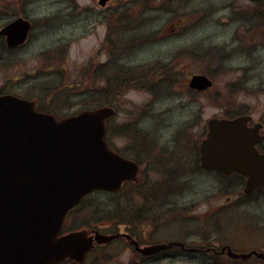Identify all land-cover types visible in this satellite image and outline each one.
<instances>
[{
	"label": "rangeland",
	"instance_id": "obj_1",
	"mask_svg": "<svg viewBox=\"0 0 264 264\" xmlns=\"http://www.w3.org/2000/svg\"><path fill=\"white\" fill-rule=\"evenodd\" d=\"M0 11L6 13L0 26L21 16L33 24L28 43L14 55V66L0 68V86L6 85L7 78H16L14 88L8 83L10 91L28 97L58 119L85 110L81 98L87 95L83 92L104 88V80L112 78V73L133 76L132 84L121 87L118 95L107 101L116 109L107 141L122 154L133 152V148L127 151V146L129 135L134 141L137 129L151 134L155 145L169 146L185 144L184 129L191 131L196 124L192 131L197 141L208 119L227 114H246L264 123V0H112L104 9L97 0H0ZM121 15L127 18V26L139 27L118 30L113 41L107 42L109 27L117 26ZM178 20L182 21L179 25ZM141 34L143 44L137 40L131 46L128 40L134 36L141 39ZM150 36L156 37L151 40ZM97 69L106 72L104 79L92 76ZM190 73L210 78L212 88L201 94L188 92ZM124 126L127 135L119 136L117 130ZM193 143L194 137L189 144ZM210 175L201 176L205 178L172 199L167 209L162 208L176 210L169 211L173 216L160 217L158 229L153 219L157 204L152 201L150 210L141 195L135 197L137 212L143 208L140 220L132 235L124 227L118 232L130 233L141 246L174 240L196 246L202 235L210 243L217 239L218 247L228 244L236 253L263 251L264 194L246 200L240 197L242 184L225 190ZM227 182L236 181H224L225 185ZM94 197L97 199L89 200H105L108 205L107 195ZM216 219L221 232H217ZM80 223L81 219L72 215L65 226L85 229ZM206 227L212 228L205 231ZM188 230L193 234L185 232ZM104 231L99 232L108 233ZM192 256L169 259L163 254L143 259L126 239L118 238L97 245L85 264H209ZM225 263L264 264V260Z\"/></svg>",
	"mask_w": 264,
	"mask_h": 264
},
{
	"label": "water",
	"instance_id": "obj_2",
	"mask_svg": "<svg viewBox=\"0 0 264 264\" xmlns=\"http://www.w3.org/2000/svg\"><path fill=\"white\" fill-rule=\"evenodd\" d=\"M109 0H99L105 6ZM256 1V0H250ZM29 22L12 21L0 31L9 48L23 44ZM189 88L212 86L203 75H193ZM111 107L84 110L60 121L34 110L32 102L0 96V264L82 263L95 245L125 238L134 251L151 256L177 243L140 247L128 234H102L76 230L60 235L66 214L88 193L117 192L124 181L136 178L138 166L110 150L104 140ZM248 115L233 120L212 119L200 146L201 163L229 174L246 177L243 192L264 184V154L255 145L261 140L259 125L248 127ZM243 260L263 253L221 252Z\"/></svg>",
	"mask_w": 264,
	"mask_h": 264
},
{
	"label": "flooded vegetation",
	"instance_id": "obj_3",
	"mask_svg": "<svg viewBox=\"0 0 264 264\" xmlns=\"http://www.w3.org/2000/svg\"><path fill=\"white\" fill-rule=\"evenodd\" d=\"M98 1L99 0H97V5H99ZM111 1L112 0H109L106 3V5L103 7L100 5L99 6L101 7V9H104L107 7V4H109ZM5 14L6 13L0 11V21L3 20V18H6L3 16ZM16 18L18 19L19 17H16ZM21 18L28 21L30 25L27 39L23 44L17 47H14V48H9L6 43V37L4 35H0V46H2V48L0 49V68L5 67V66L13 67L15 64L14 55L16 51L24 48L29 41V38L31 36V31L33 28V24L30 20L22 16ZM14 20L15 18L8 19L7 21L1 22L2 25L0 26V31ZM116 20L119 21L120 23L117 26L109 27V31H107L106 33L107 42L113 41V39L111 38L113 35L116 34L118 30L127 31V30H130L131 28L137 29L140 25V24H136L135 27L127 26L125 24V22L127 21V18H125L124 15H121L120 18ZM180 22L182 21L178 20V25L180 24ZM188 29H190V27H188ZM140 36H141V39H139V36H134L128 40L130 41L131 46H133L134 41H137V40H142V44H143V35L141 34ZM150 37H151V40H154L156 36H153V37L150 36ZM104 44L105 46L107 45V43L105 42ZM127 47L128 45L125 46V49ZM111 71H112V65H111ZM193 75L194 74L190 73L189 78L186 81L187 90L188 92L192 94L194 93L192 90L189 89L188 84ZM5 82H6L5 86H0V96L11 95V96H15L21 99H26V100L31 101L30 99H28V97L17 94L14 91L12 92L7 88L8 83H10V85H12L13 88L15 87L16 78L14 79L7 78ZM34 106L37 107L35 103H34ZM229 119H232V118H229ZM207 122L204 127L203 134H201L202 136L197 141L195 139L196 133L192 131V129L196 128V125H197L196 124V125H193V127L191 128V131H189L190 130L189 127H186L184 129V141L186 142L185 144L169 145V146L155 145L156 143H153L150 141V138L152 137L151 134H147V131L142 130L141 132L139 129H137L138 145L135 147V146L130 145L129 143L127 146V151L131 148H136V157H134L133 155L131 156L130 154H126V152L125 154H122L121 153L122 151L120 152L112 147L114 151H117V153H120V155L125 158L131 159V160L135 158L136 161L135 160L134 161L138 165L137 180L140 181L139 184H140L141 196L146 197V198L152 197V201L155 204H157V208L155 210H157L158 213L153 215L154 227L156 229L160 228L159 226L161 224L160 217L169 213V211L171 210H176V209H171V210L163 211L162 208L167 209V206L170 203L174 202L172 201V199H174L181 193L183 195L184 191H187L189 187L193 184V182L195 184L199 183V181H196V180L205 178L201 176H207L208 174H211L210 176L213 178V180L215 182L217 181L220 182L219 184L221 188L225 190L228 187L231 188V190H235L238 188V186H240V184H242V187L244 188L245 177L242 176L241 174L231 173L229 175H225L223 172L217 171L213 168L206 167L201 163L200 143L207 135ZM254 125H259L260 128H259L258 134L262 137L261 140L256 145V150L259 154H264V123L253 121L252 119L247 123L248 127H253ZM145 134H147L146 137H145ZM192 137H194V143L189 144L190 139ZM231 180L236 181V182H227V185H225L224 181H231ZM230 184H234V187L232 188ZM243 188H242L240 197H244L245 199L259 197L262 194H264V186L260 187L259 189L249 194L243 193ZM219 196H221V193H219ZM183 210L185 211V208H183ZM221 212L222 211L217 212L215 217L218 216ZM169 214H172V216L174 215L172 212H170ZM155 215H157L158 217ZM145 221H147V219ZM214 221H215V226L218 229L217 232H221L220 228L216 224L217 219ZM186 227L187 225L184 227V229ZM211 228L212 227H206L204 230L210 231ZM185 232L189 234H193L190 230L185 231ZM199 237H200V244L196 246L189 245L188 243L179 241V240L169 241L167 242V244L171 242H176L178 243V245H173L169 249L161 251L158 254L147 256V257H141V258L157 259L158 257L164 254V256L169 257V259H174V258L179 259L181 256H183V254H188V256L189 255L192 256V254H196L197 257L192 256L193 257L192 259L194 260H222L221 256H225L224 255L225 253L218 254V252L223 247L228 246V244H223L220 247H218L216 245L218 243L217 239L215 240L216 242L210 243L209 241L205 240V238H203L202 235ZM257 252L264 253V250L257 251ZM248 260H264V259L256 258L255 256H252ZM66 264H73V263L68 262Z\"/></svg>",
	"mask_w": 264,
	"mask_h": 264
},
{
	"label": "trees",
	"instance_id": "obj_4",
	"mask_svg": "<svg viewBox=\"0 0 264 264\" xmlns=\"http://www.w3.org/2000/svg\"><path fill=\"white\" fill-rule=\"evenodd\" d=\"M111 71V70H110ZM165 71H167L165 69ZM97 74L104 79V71H100L101 74H99V70H96ZM169 72V71H167ZM110 74V73H109ZM113 77L109 80H104L107 84L104 88L98 87L96 90L89 91V89L85 93L87 96H84L81 98V102L86 103L85 109H93L101 106H111L108 105L109 97L112 95L116 96L119 93V90L124 85L131 83L133 79L132 76L127 73L128 76H124L121 74V72H114L111 74ZM103 76V77H102ZM147 75L145 76V78ZM144 78V76H143ZM160 81V80H159ZM172 81V80H171ZM169 81V82H171ZM135 82H138L135 81ZM142 82V80H140ZM168 82V83H169ZM166 86L164 82H161ZM159 92L162 93L161 90ZM164 92V91H163ZM166 92V91H165ZM81 93L80 95H83ZM95 98L94 100H92ZM106 103V104H104ZM113 107V106H111ZM45 108H43V111ZM53 114V113H52ZM135 129V126H133ZM132 132H135L133 130ZM117 134L119 136L121 135H127V127H119L117 130ZM147 134H145V137ZM130 139V145L137 146L138 145V133L136 134V138L134 141L131 140V137L129 135ZM131 156L133 155L136 157V148H133V152L129 153ZM135 160V158H134ZM136 161V160H135ZM139 161V160H137ZM140 181L136 180L135 182H128L124 185L122 190L115 194H107L104 192H95L91 195H88L85 197L81 203L76 206L73 210L69 212L67 215V218L70 216L79 217L81 219V223L79 224V227L88 228L91 230H105L104 232L108 233H114L118 232L121 227H124L127 232H130L131 235L133 234L132 231H134L135 226L137 224V221H139L140 212L143 210H139L137 212V203L135 197L141 195L140 193ZM104 194L107 195L108 205L106 204L105 200H100V203L94 202L92 200H89V197H94V195L97 194ZM144 204H148V209L152 210V197H140ZM86 201H89V203H86ZM109 205L112 206V208H109ZM73 218V217H72ZM79 229V228H78ZM71 231L70 229H67V231ZM129 233V234H130ZM224 262V263H222ZM225 262L232 263L234 260H208L209 264H226Z\"/></svg>",
	"mask_w": 264,
	"mask_h": 264
}]
</instances>
